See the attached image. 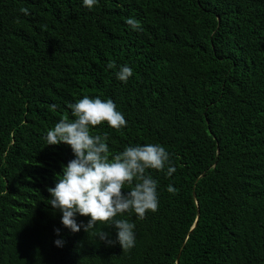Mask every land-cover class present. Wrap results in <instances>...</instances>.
<instances>
[{
    "label": "trees",
    "instance_id": "trees-1",
    "mask_svg": "<svg viewBox=\"0 0 264 264\" xmlns=\"http://www.w3.org/2000/svg\"><path fill=\"white\" fill-rule=\"evenodd\" d=\"M84 95L127 121L93 128L111 154L158 143L176 169L147 170L158 210L119 217L136 225L127 251L47 204L74 156L46 132ZM0 264H264V0H0Z\"/></svg>",
    "mask_w": 264,
    "mask_h": 264
},
{
    "label": "clouds",
    "instance_id": "clouds-1",
    "mask_svg": "<svg viewBox=\"0 0 264 264\" xmlns=\"http://www.w3.org/2000/svg\"><path fill=\"white\" fill-rule=\"evenodd\" d=\"M97 4L98 0H83V5L89 9ZM20 11L29 14L26 8ZM126 23L133 30H143L141 22L134 17L127 18ZM115 67L114 62L107 64L108 69ZM132 75L133 69L126 64L116 72L117 79L125 83ZM67 107L72 118H61L47 130L45 139L47 145L70 146L74 158L66 166L62 165V171L56 174L55 187L47 188L50 194L47 204L62 213V225L73 233L83 228L94 239L98 237L107 245L118 243L123 251L130 250L136 243V225L119 217L134 213L138 219H144L147 211L158 210V182L147 170L167 169L166 174L171 176L176 169L170 153L161 144L148 143L126 146L123 151L111 154L109 134L93 133V128L104 122L115 130L127 127L123 113L110 98L102 100L99 96L84 95ZM50 108L55 111L58 105ZM168 191L175 189L169 186ZM77 214L90 219L86 224H78ZM98 224L114 227L115 240ZM54 231L60 235V229ZM54 243L58 247L64 245L63 239Z\"/></svg>",
    "mask_w": 264,
    "mask_h": 264
}]
</instances>
